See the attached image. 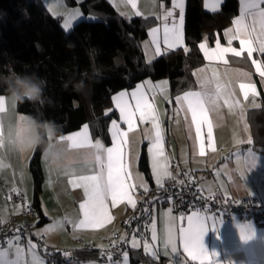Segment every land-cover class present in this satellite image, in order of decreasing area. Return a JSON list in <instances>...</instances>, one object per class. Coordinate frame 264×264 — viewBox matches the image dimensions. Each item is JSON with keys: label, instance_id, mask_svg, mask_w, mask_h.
<instances>
[{"label": "crops", "instance_id": "1", "mask_svg": "<svg viewBox=\"0 0 264 264\" xmlns=\"http://www.w3.org/2000/svg\"><path fill=\"white\" fill-rule=\"evenodd\" d=\"M42 2L44 0H41ZM46 1V0H45ZM57 2L65 1L68 7H74L67 3L66 0H55ZM78 6L84 0H75ZM116 11L125 19H132L135 17L153 18L154 23L151 25L147 32V38L142 42V49L147 62H153L157 58L164 56L168 52L182 49L178 47L163 52L165 45L163 44V27L167 23L171 27L173 21L179 24L180 8H173V0H169L166 4L162 0L163 7H161V0H137V8L132 9L130 4H124L121 0H109ZM225 0L218 5V10L212 11L210 7H206L208 0H203L204 9L211 13H219L221 6ZM44 6L54 16H59L63 20V15H55L49 3ZM186 6L187 0H183V44L186 46ZM264 7V5H261ZM243 4L239 0V13L232 19V23L223 30V39L217 36L214 43L209 41L208 36H205L201 43H206L207 49L212 50L215 48L217 40L222 47H227V37L225 31L234 28L233 21L241 15ZM165 10L173 12V16L169 17L167 21L163 19ZM136 11L142 15H134ZM159 17V18H157ZM82 18V17H79ZM85 18V17H83ZM78 20V19H77ZM75 24V23H74ZM152 28H159L158 34L161 40L162 54L153 56L154 45L151 44L152 37L150 30ZM200 43V44H201ZM148 45L146 48L145 46ZM232 47L239 48V41L233 40ZM204 56V50H202ZM259 59L264 61V55L253 53L252 59ZM225 59L227 64L222 61L212 60L209 61L204 56V64L194 69L191 72L193 85L190 89L176 95L171 94V84L168 79L153 80L147 78L138 82L133 87L119 91L113 97L119 95L121 92L131 93L136 91L141 85H144V91L149 93V100L155 104L157 113L159 115V123L162 128L163 135V150L167 158L168 172L171 173L170 177L163 178V186L169 183H178V172L172 170L171 163L177 160L182 167L192 171L198 177L199 184L204 193L208 195L223 194L225 196H233L237 199H243L253 196L264 197V147H254L247 143L249 139L252 141L249 122L247 120L248 113L252 109L263 108L264 105V79L256 71L255 66L251 60L247 59L245 53L242 57H234L231 53L226 54ZM203 69V71H201ZM213 69L222 83H225L227 88H230L233 97L229 99L239 100L238 106H233L231 109L228 105L224 104V100L219 101L220 107L218 110L209 111V119L212 121V144L215 150L213 151L210 146V141L207 135L206 126H202V135L204 140V154L199 153V142L196 138L195 127L191 125V114L181 109L180 105L176 103V97L182 96L188 91H200V81L207 77L213 79ZM250 73V78H243L240 73ZM166 82V83H165ZM240 83H251L255 86V93L249 91L247 99H244L243 92L240 90ZM164 86L161 91L160 87ZM5 97V111L4 113L13 111L17 116H27L18 111L17 103L11 100L7 95ZM112 97L113 108L117 112V123L120 124L122 129L126 130V125L120 120L119 109L116 108L115 101ZM131 104L134 105L135 101L128 97ZM171 110H169V106ZM187 117V119H185ZM111 120V121H112ZM88 125V124H85ZM151 122L141 123L137 120V129L129 133V143L125 146L126 159L129 165V170L132 172L131 182L136 184L132 191L134 192V199L136 200L135 207H131L127 202L119 203L117 206L112 207L109 205V211L113 219L111 222L106 223L101 228L91 229L85 228L74 229L70 223H65L62 227L56 228L53 231L45 232L49 225L55 224L57 221H63L66 217L68 219H77L80 217L79 205L85 200L84 190L81 187H73L69 180L71 175L66 174L64 165L67 163L69 156L76 159V163L72 167L76 170V174H93L94 165L86 164L83 160L86 149H77L66 151L65 158L59 163H52L42 157V166L44 170L43 191L41 193V207L45 221L41 225H36L35 235L43 237L47 246L56 249H82L83 245H91L97 251H101L107 246L108 240L114 232L125 234L123 226L124 218L130 212H134L138 208L140 197L138 192L144 190L140 187L145 184L147 189L150 190L151 184L146 179L145 175L141 174L139 169V160L143 145L146 146V152L149 162V168L152 175L153 186L161 188L156 183V178L153 175L151 153L149 152L150 141L144 136V129L150 128ZM111 122L108 127L109 142L99 137L92 135L90 126L88 125V135L93 143L99 140L105 148L112 147L113 141L111 136ZM84 125L77 131L63 136L73 135L82 132ZM60 137V136H59ZM59 137H53L52 142H56ZM67 149V142L60 144ZM251 149L255 153V166L248 164L251 162V157L247 155L248 150ZM35 152V151H34ZM29 153L24 156L9 154V166L0 172V219L8 220L13 216L21 213L22 206L14 203L9 199V194L14 189H19L23 194L27 205H32L34 200V179L31 173V161L33 154ZM241 154L237 159V154ZM243 172V177L241 173ZM162 186V187H163ZM153 188V189H155ZM191 212L185 215L183 220L178 219L176 214L169 206H158L154 210L153 221L156 225L157 239L152 241L151 236L147 241L152 246L151 251L146 252L145 241H139L140 246L131 250L143 251L153 259H160L168 257L169 263L177 261V254L171 252V246L165 248V240L167 238V228L172 226L175 237L178 253L181 257H186L182 252V244L179 233V226L187 227V217L192 215ZM198 213V212H195ZM200 216L211 215L198 213ZM39 218H35L34 222L37 224ZM255 235L251 239L245 241L241 239L240 230L238 225L242 223L234 220L230 223L223 221L219 227V231L209 230L204 237L205 247L209 252L219 253V257L209 254L206 264H264V224L256 222H249ZM37 233H41L37 235ZM36 247V255L43 262L49 264L50 259L45 256L41 251L35 240L30 239ZM19 243V241H18ZM20 244V243H19ZM21 245V244H20ZM24 246V245H23ZM7 247V246H6ZM25 254L24 259L31 264V254L28 253L27 245L24 246ZM131 250L127 251L126 264H133ZM155 252V257L152 255ZM197 264L191 260L190 257L186 258L185 263ZM72 264H125L124 256L123 261L117 260L115 257H107L105 261H100L98 256H90L86 259L75 258ZM143 264V263H137Z\"/></svg>", "mask_w": 264, "mask_h": 264}, {"label": "trees", "instance_id": "2", "mask_svg": "<svg viewBox=\"0 0 264 264\" xmlns=\"http://www.w3.org/2000/svg\"><path fill=\"white\" fill-rule=\"evenodd\" d=\"M71 6L78 3L66 0ZM169 4V0H165ZM87 16L94 20L76 23L68 33L59 16L52 15L41 0H0V73L9 70L19 73H36L47 80L44 106L22 102L18 111L25 115H40L41 119L54 122L56 137L90 126L92 135L109 142L108 127L117 118L112 97L115 93L133 87L147 78L168 79L171 94L176 96L193 85L191 72L204 64L199 47L205 36L214 43L217 36L239 13V0H225L219 13L204 9L203 0H187L186 52L184 48L168 52L153 62H147L142 42L154 23L153 18L121 16L109 0H84L79 4ZM223 39V38H222ZM97 50L90 55V50ZM101 70L100 77L92 75V68ZM83 80L85 90L74 91L71 84ZM0 95H7L0 88ZM264 102V101H263ZM171 110L170 105L168 106ZM254 147H264V105L248 113ZM48 138H46L47 140ZM42 151L35 150L31 161L34 179V200L31 205L39 218L36 225L47 219L41 207L44 170ZM139 169L153 186L152 175L143 145ZM136 211V210H134ZM131 250V247L130 249ZM128 250V251H129ZM133 264H168L169 258L153 259L143 251L131 250ZM98 256L99 251L80 250L75 258ZM49 264H53L50 259ZM185 264H188L185 263Z\"/></svg>", "mask_w": 264, "mask_h": 264}, {"label": "snow or ice", "instance_id": "3", "mask_svg": "<svg viewBox=\"0 0 264 264\" xmlns=\"http://www.w3.org/2000/svg\"><path fill=\"white\" fill-rule=\"evenodd\" d=\"M124 4H130L132 9L137 8V0H121ZM155 2V0H154ZM222 0H208L206 7H210L212 11L218 10L219 3ZM243 9L241 15L233 21L234 28L227 29L225 36L227 37V47H222L217 40L215 48L207 49L206 43L199 45L200 49L204 50V56L209 61H222L227 64L225 59L226 54L231 53L234 57H242L247 54V59L255 66L256 71L260 77L264 79V61L252 59L253 53L264 55V0H241ZM161 7L163 3L161 0ZM180 8L179 24L173 21L171 27L167 23L163 27V44L165 48L163 52L166 53L170 49L184 47L187 52L188 49L183 44V0H173V8ZM134 15H142L141 12L136 11ZM79 15L77 12H69L68 18L64 22V29L71 28V22ZM173 16V12L165 10L163 19L168 20ZM159 18V17H157ZM159 28H152L150 36L152 37L151 44L154 45L153 56L162 54L161 40L158 36ZM239 41V48L232 47V41ZM146 48L148 45L145 46ZM203 71V69L201 70ZM243 78H250V73H240ZM166 83V82H165ZM200 91H188L182 96L176 97V103L180 105L181 109L191 114V125L195 127L196 138L199 142V153L204 154V140L202 135V126H206L207 135L212 146V130L213 124L209 119V111L218 110L220 107L219 101L224 100V104L231 109L233 106L239 105V100L229 99L233 97L230 88H227L225 83H222L213 69V79L207 77L200 81ZM240 90L243 92L244 99L248 98L249 91L255 93V86L251 83H240ZM144 85L137 88L131 93L121 92L119 95L113 97L116 108L120 112V120L126 125V130L120 127L116 120L111 121V136L113 146L105 148L104 145L97 140L92 142L88 135V125H84L82 132L69 135L60 136L55 144H63L67 142L66 151L86 149L83 160L86 164L94 165L93 174H76V170L72 167L76 163V159L69 156L67 163L64 165L66 174L71 175L69 183L73 187H81L84 190L85 200L79 205L80 217L77 219H68L57 221L53 225H49L45 232L53 231L56 228L62 227L65 223H70L74 229L80 228H101L106 223L112 221L113 217L109 211V205L117 206L119 203L127 202L131 207H135L136 200L134 199V192L132 191L136 184L131 182L132 172L129 170V165L126 159L125 146L129 143V133L137 129V120L141 123L151 122V127L144 129V136L150 141L149 152L152 159L153 175L156 178L158 186H163V178L170 177L168 172L167 158L163 150V135L162 128L159 123V115L157 113L155 104L149 100V93L144 91ZM164 90V86L160 87ZM131 97L135 101L134 105L128 100ZM5 97L0 95V112L5 111ZM187 119V117H185ZM52 141L53 138L49 137ZM247 143L251 144L249 139ZM241 154H237V159ZM251 162L249 165L255 166V153L248 150ZM243 177V172L241 173ZM145 192L147 186L141 184ZM181 220L184 218L181 217ZM223 223L222 214L217 213L211 217L200 216L198 213H193L187 217V227L179 226L180 239L182 244V252L186 257H181L176 246V237L171 225L167 228V238L165 240V248L171 246V252L177 254L176 264H185L186 258L190 257L192 261L197 264H206L209 254L219 257V253L209 252L204 244V237L209 230L219 231L220 225ZM242 240H249L255 235L250 224L238 225ZM151 239H157L155 222L151 224ZM18 231V230H17ZM41 233H37L40 235ZM19 236H15L7 241V247L0 245V264H28L24 259L25 248L20 245L18 241ZM131 244L133 248L139 247V241L135 236L132 237ZM36 245L28 240V253L31 254V264H43L36 255ZM152 246L145 241L146 252L151 251ZM155 257L156 253L152 252ZM124 261L126 264L127 253H124Z\"/></svg>", "mask_w": 264, "mask_h": 264}, {"label": "built area", "instance_id": "4", "mask_svg": "<svg viewBox=\"0 0 264 264\" xmlns=\"http://www.w3.org/2000/svg\"><path fill=\"white\" fill-rule=\"evenodd\" d=\"M173 170H178L179 182L169 183L161 188L140 190V202L136 211L127 215L123 221L125 234L117 232L111 236L107 246L99 252L98 259L105 261L107 257H115L123 261L124 253L131 247L132 237L148 241L151 236L154 210L158 206H169L180 219L191 212L208 215L222 214L223 221L234 220L242 224L256 222L264 224V197L253 196L237 199L223 194L208 195L200 187L198 177L192 171L183 168L176 161L172 162ZM9 199L22 206L20 214L9 220L0 219V245L7 246V241L19 236V243L26 246L29 239L35 240L41 251L53 264H72L77 251H94L91 245L84 244L82 249H56L47 246L43 237L35 235V209L27 205L19 189L9 194ZM18 230V231H17ZM191 264V263H188Z\"/></svg>", "mask_w": 264, "mask_h": 264}, {"label": "clouds", "instance_id": "5", "mask_svg": "<svg viewBox=\"0 0 264 264\" xmlns=\"http://www.w3.org/2000/svg\"><path fill=\"white\" fill-rule=\"evenodd\" d=\"M96 52L97 50L92 49L90 55ZM92 75L94 77L101 75V70L95 65L92 68ZM70 84L77 92L85 90L86 87L83 80L72 83L71 79L63 86L67 89ZM46 87L47 80L34 72L19 73L9 70L7 74L0 73V88H3L9 98L17 104L28 102L44 106ZM40 115L17 116L11 110L7 113L0 112V172L9 166V154L24 156L40 149L43 157L54 164L65 158L66 149L49 140V137L56 136V125L52 121L41 119Z\"/></svg>", "mask_w": 264, "mask_h": 264}, {"label": "rangeland", "instance_id": "6", "mask_svg": "<svg viewBox=\"0 0 264 264\" xmlns=\"http://www.w3.org/2000/svg\"><path fill=\"white\" fill-rule=\"evenodd\" d=\"M45 2V4H47V3H49V5H50V7L52 8V10L54 11V13H55V15H63L65 18H63V20H62V25H64V22H65V20L68 18V16H67V14L69 13V12H77V13H79V15H77L76 17H75V19H73L72 20V22H71V28H69V29H67V30H65L66 32H70L71 30H72V28H73V26L76 24V23H79L80 21H82V20H94L95 18L93 17V16H87L85 13H84V11L82 10V8H81V6L80 5H78V6H74V7H68L67 5H66V3H65V1H60V2H57V1H55V0H44L43 1V3ZM79 17H82V18H79ZM83 17H85V18H83ZM78 19V20H77ZM75 23V24H74ZM64 28V27H63ZM174 161H176V162H178L177 160H173L172 162H174ZM179 163V162H178ZM181 166V165H180ZM171 167H172V163H171ZM183 168H185V167H183ZM172 170H173V168H172ZM175 171V170H174ZM177 172H178V170H176ZM141 174H143V172L141 171ZM178 174H179V172H178ZM144 175V174H143ZM132 212H130L129 214H131ZM129 214H127V215H129ZM126 215V216H127ZM126 216H125V218H126ZM124 218V219H125ZM11 219V218H10ZM9 220V219H8ZM4 221H6V220H4ZM115 233H117V232H114L112 235H114ZM120 233V232H119ZM108 241H110V239L108 240ZM108 243V242H107ZM171 264H176V262H171Z\"/></svg>", "mask_w": 264, "mask_h": 264}]
</instances>
